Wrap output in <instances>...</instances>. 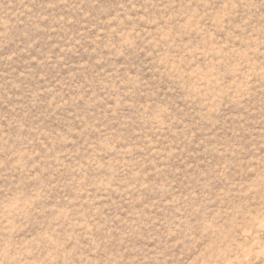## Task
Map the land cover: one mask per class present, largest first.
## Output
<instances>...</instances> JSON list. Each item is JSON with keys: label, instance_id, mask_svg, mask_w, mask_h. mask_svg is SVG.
Returning a JSON list of instances; mask_svg holds the SVG:
<instances>
[{"label": "rangeland", "instance_id": "rangeland-1", "mask_svg": "<svg viewBox=\"0 0 264 264\" xmlns=\"http://www.w3.org/2000/svg\"><path fill=\"white\" fill-rule=\"evenodd\" d=\"M0 264H264V0H0Z\"/></svg>", "mask_w": 264, "mask_h": 264}]
</instances>
